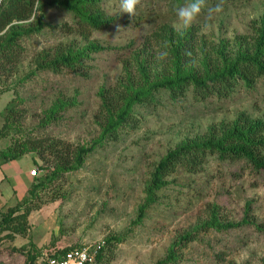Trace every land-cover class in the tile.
Wrapping results in <instances>:
<instances>
[{
  "label": "rangeland",
  "instance_id": "obj_1",
  "mask_svg": "<svg viewBox=\"0 0 264 264\" xmlns=\"http://www.w3.org/2000/svg\"><path fill=\"white\" fill-rule=\"evenodd\" d=\"M187 2L143 0L133 20L120 11L119 0H99V8L113 21L94 30L71 11L45 6L41 30L20 39L23 52L17 64L0 69V152L20 148L17 141L96 147L82 168L59 176L52 174L54 167L39 171L40 151L26 152L22 159L29 170L39 172L28 193L18 192L13 208L5 209L8 221L3 226L11 232L0 234V264H30L45 252L100 241L106 252L97 264H158L177 244L178 259L168 264H262L264 230L247 224L229 230L205 227L214 207L221 222H242L249 203L250 217L264 226V170L244 161L211 154L198 172L178 167L142 222L137 219L152 174L168 152L185 140L216 134L242 114L264 120V78L254 89L238 84L226 97L204 100L195 98L192 88L178 100L168 90L154 91L157 103L136 105L137 121L120 129L117 139L100 141L105 98L117 105L131 79L137 89L141 64L149 70L150 84L168 75L164 57L170 37L162 29L179 33L192 28L205 54L225 48L234 58L243 50L238 38L247 37L252 44L264 19V0H206V7L220 4L222 11L185 27L176 10ZM35 20L23 24L32 26ZM94 45L101 49L90 51ZM69 51L86 53L84 68L56 73L49 62ZM59 102L65 108H57ZM28 209V216L13 220L15 213L27 214ZM190 233L194 238L183 241ZM112 237L120 241L111 256L107 249Z\"/></svg>",
  "mask_w": 264,
  "mask_h": 264
},
{
  "label": "trees",
  "instance_id": "obj_2",
  "mask_svg": "<svg viewBox=\"0 0 264 264\" xmlns=\"http://www.w3.org/2000/svg\"><path fill=\"white\" fill-rule=\"evenodd\" d=\"M45 6L58 7L73 12L88 30L101 29L113 21V19L107 18L99 8V0H50L46 4H40L39 0H0V69L7 70L8 66L17 64L18 54L23 52L19 43L20 39L41 30ZM33 17L36 18L33 22L36 24H31L33 27L23 24ZM161 31L165 38L170 37L168 50L164 57L167 66L164 70L170 69L168 75L162 76L163 79L150 84L149 70L141 64V75L137 89L134 88V80L131 79L127 88L125 87L127 94L120 97V102L117 105L105 98L101 142L117 139L120 129L126 128L132 121H137L136 105L157 103L153 95L154 91L168 90L171 97L178 100L192 88L195 98L204 100L213 96L226 97L232 93L238 84H244L247 88L254 89L259 80L264 78V19L257 28L258 35L252 44L247 37L238 38L237 44L244 51L240 50L241 52L234 58L227 56L225 48H221L219 51L214 49L212 53L205 54L201 49L202 47H198L197 35L192 28L179 33L168 28ZM156 36L159 37V33ZM243 46H246V49ZM89 49L96 52L101 48L94 45ZM199 53L203 57L202 61L199 58ZM85 55L86 53L83 51L74 54L72 51L62 52L60 55L57 53L49 65L56 73L63 68L72 71H76L77 68L80 70L84 68L82 60ZM170 72L173 74L171 75ZM65 106L61 102L56 105L57 108H65ZM222 125L216 134L212 131L208 138L183 141L159 162L152 174L151 182L146 187L147 199L146 203L139 209L137 223H141L145 218L147 208L156 201L158 190L168 185L167 177L178 167H184L190 172H198L207 157L213 154L217 155L220 160L244 161L257 171L264 170V120H253L242 114L231 124L232 126L226 123ZM45 141H17L20 148H17L16 145L8 151H4L3 156L7 160H17L22 158L28 150L31 152L40 151L43 165L38 166L39 171L44 172L54 167L52 174L59 176L60 173L82 168L87 156L96 147V145L75 147L63 141ZM51 158H53V162ZM46 177L50 178L51 175ZM250 210L251 204L249 203L247 214L242 222L225 223L220 221L218 207H214L211 219L205 227L229 230L247 224L256 226L258 230H264L263 225H259L250 217ZM30 212L31 210L28 209L27 214L20 216L24 217L25 215L26 217ZM193 236L194 233H190L182 239L183 241H190L194 238ZM119 241L120 239L117 237L108 239L107 250L111 256L114 254L116 244ZM176 246L181 247L180 244ZM175 247L171 249L168 257L158 264L176 261L178 256ZM74 248L77 247L65 249V251ZM105 248L100 253L97 263L104 260ZM261 262L264 264V258Z\"/></svg>",
  "mask_w": 264,
  "mask_h": 264
},
{
  "label": "crops",
  "instance_id": "obj_3",
  "mask_svg": "<svg viewBox=\"0 0 264 264\" xmlns=\"http://www.w3.org/2000/svg\"><path fill=\"white\" fill-rule=\"evenodd\" d=\"M0 151H3V148ZM29 163L20 158L17 160H7L3 156V152H0V234L1 236H5L4 234H7L11 232V228L5 225V227H8L7 229L4 228L3 222H7L8 219L5 220V214H6V208H9L10 206L13 208V203L18 199L19 196H17L18 192L23 191V193L26 195L28 191L30 190L31 185L35 183L36 179L35 177H32L29 170ZM32 185V187H33ZM22 214V212H17L13 215V220H15L17 217H19ZM33 215V214H32ZM29 216L30 218L32 217ZM29 218V220H30ZM5 229V232L3 230ZM17 238L19 237L17 235H14ZM1 244V243H0ZM2 249V247H1ZM37 260L34 262L30 261V264H35Z\"/></svg>",
  "mask_w": 264,
  "mask_h": 264
},
{
  "label": "clouds",
  "instance_id": "obj_4",
  "mask_svg": "<svg viewBox=\"0 0 264 264\" xmlns=\"http://www.w3.org/2000/svg\"><path fill=\"white\" fill-rule=\"evenodd\" d=\"M118 7L123 14H127L134 20L138 15V10L143 7V0H119ZM220 11H222L220 4L215 7H206V0H188L186 4L176 10V15L183 26L191 27L197 24L202 16L211 19L214 13ZM211 27V24L204 25L206 29ZM37 264H41L40 258L37 259Z\"/></svg>",
  "mask_w": 264,
  "mask_h": 264
},
{
  "label": "built area",
  "instance_id": "obj_5",
  "mask_svg": "<svg viewBox=\"0 0 264 264\" xmlns=\"http://www.w3.org/2000/svg\"><path fill=\"white\" fill-rule=\"evenodd\" d=\"M38 170L30 172L32 177L38 176ZM103 242L95 243L94 245L84 244L80 247L65 251L45 252L40 257L41 264H96L100 253L104 250ZM37 264V261L35 262Z\"/></svg>",
  "mask_w": 264,
  "mask_h": 264
}]
</instances>
